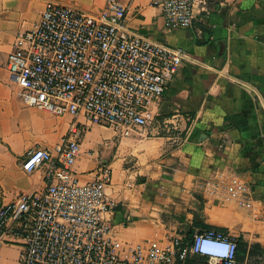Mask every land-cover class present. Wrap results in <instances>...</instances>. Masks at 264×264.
Masks as SVG:
<instances>
[{"label": "crops", "instance_id": "1", "mask_svg": "<svg viewBox=\"0 0 264 264\" xmlns=\"http://www.w3.org/2000/svg\"><path fill=\"white\" fill-rule=\"evenodd\" d=\"M47 1L92 15L107 3L0 0V205L45 187L42 170L27 173L21 160L31 147H53L71 121L27 107L6 68L16 35ZM126 11L133 31L182 47L195 61L179 66L142 132L87 127L79 179H93L99 165L111 168L105 216L123 241H189L215 228L245 243L236 264H264V0H196L187 28L168 25L153 0H133ZM5 239L0 264H19L20 239Z\"/></svg>", "mask_w": 264, "mask_h": 264}, {"label": "built area", "instance_id": "2", "mask_svg": "<svg viewBox=\"0 0 264 264\" xmlns=\"http://www.w3.org/2000/svg\"><path fill=\"white\" fill-rule=\"evenodd\" d=\"M132 1L107 0L96 15L47 1L33 26L15 37L6 68L21 101L71 118L58 143L31 147L21 160L27 173L42 170L45 187L0 205V244L20 239L19 264H184L189 256L237 263L236 239L215 228L189 241H123L105 216L111 168L99 165L93 179H79L75 163L87 127L142 132L179 66L195 61L182 47L133 31L126 21ZM195 2L153 0L168 25L183 28L193 23Z\"/></svg>", "mask_w": 264, "mask_h": 264}, {"label": "trees", "instance_id": "3", "mask_svg": "<svg viewBox=\"0 0 264 264\" xmlns=\"http://www.w3.org/2000/svg\"><path fill=\"white\" fill-rule=\"evenodd\" d=\"M237 251L236 254H242L244 251L245 243L238 237L236 238ZM184 264H205L204 259L197 256L187 257Z\"/></svg>", "mask_w": 264, "mask_h": 264}]
</instances>
